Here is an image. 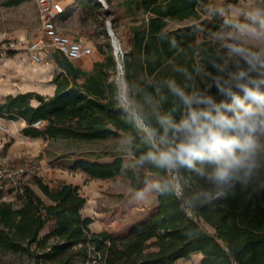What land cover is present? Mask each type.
Returning <instances> with one entry per match:
<instances>
[{
  "label": "trees",
  "instance_id": "1",
  "mask_svg": "<svg viewBox=\"0 0 264 264\" xmlns=\"http://www.w3.org/2000/svg\"><path fill=\"white\" fill-rule=\"evenodd\" d=\"M124 5L133 20L130 44L120 61L130 79L138 74H155L157 79L172 75L163 63L172 53L158 34L175 30L187 40L191 33L185 25L194 19L209 23L197 10V0H125ZM188 18L192 21L184 22ZM104 37L108 39L105 32ZM97 49L103 58L94 60L89 70L53 52L58 67L53 93L7 94L0 113L23 120V133L30 136L93 140L125 135L112 103L110 80L116 62L110 42ZM36 120L44 121L42 127L32 125ZM118 156L106 163L78 159L72 168L97 178L121 175L134 189L152 174L147 168L123 172ZM32 178L47 201L27 184L16 204L6 201L0 183V249L26 255L29 264H175L194 252L202 254L198 264H264V191L245 199L237 186L235 197L222 201L223 206L199 209L191 218L173 197L164 196L156 199V210L125 235L111 237L90 229L91 218L80 212L85 198L75 185L60 182L52 187L39 176Z\"/></svg>",
  "mask_w": 264,
  "mask_h": 264
},
{
  "label": "clouds",
  "instance_id": "2",
  "mask_svg": "<svg viewBox=\"0 0 264 264\" xmlns=\"http://www.w3.org/2000/svg\"><path fill=\"white\" fill-rule=\"evenodd\" d=\"M197 7L209 23L185 25L190 39L158 34L172 53L163 62L172 75L130 79L122 64L110 80L125 126L117 137L122 171H152L130 193L134 202L171 196L189 218L223 206L237 186L245 199L264 191V0H197Z\"/></svg>",
  "mask_w": 264,
  "mask_h": 264
},
{
  "label": "rangeland",
  "instance_id": "3",
  "mask_svg": "<svg viewBox=\"0 0 264 264\" xmlns=\"http://www.w3.org/2000/svg\"><path fill=\"white\" fill-rule=\"evenodd\" d=\"M67 5V18L63 22V31L76 40L93 47V53L72 61L80 67L93 65L97 54L100 59L103 54L97 49L98 45H104L106 40L110 42L112 53L114 47L107 33V24L112 28L116 43L122 52L128 49L130 44L129 26L133 15L125 10L123 0H104L105 7L96 0H65ZM199 8V7H198ZM201 12V9L199 8ZM139 17L142 14H138ZM39 27V18L33 0H0V39L18 38L27 30L34 35ZM104 32L108 39L104 37ZM50 57L35 64L23 54V48L10 51L8 55L0 58V82H10L12 92H31L48 95V88L57 65L52 58L53 52H58L53 46H48ZM24 57V59H23ZM19 58L21 60H19ZM120 62L121 56L118 55ZM22 62L23 67L15 69L13 64ZM117 66V62L115 67ZM15 82V83H13ZM16 82L22 83L17 87ZM0 83V102L7 89ZM24 88V89H22ZM26 88V89H25ZM35 103V99H31ZM0 118L8 126V132H0V167L13 166L28 160L38 162L40 169L36 173L50 186H56L60 182L75 185L85 198L80 209L83 216L91 218L89 227L92 231H106L111 237L125 235L136 223L144 220L157 207L155 198L143 203L134 202L133 196L136 189L132 188L129 180L121 175L109 178H97L87 175L82 170L73 169L74 161L84 159L91 162H111L117 151L118 139L123 136L121 132L117 136H108L103 139L75 140L71 138H45L41 135L30 136L23 133V127H15L19 119L11 118L5 113H0ZM42 127V126H39ZM131 158L125 156L123 163L127 165ZM142 170H146L142 169ZM152 174L148 173L147 178ZM33 174L22 175L15 183H7L1 179L3 188L2 199L16 204L19 200L24 185H30L42 198L47 201L38 187L33 183ZM141 185L140 187H142ZM208 230L211 228L206 226ZM48 225L40 230L43 234ZM202 254L194 252L185 258L175 261V264H198ZM26 255L12 254L0 249V264H29Z\"/></svg>",
  "mask_w": 264,
  "mask_h": 264
},
{
  "label": "built area",
  "instance_id": "4",
  "mask_svg": "<svg viewBox=\"0 0 264 264\" xmlns=\"http://www.w3.org/2000/svg\"><path fill=\"white\" fill-rule=\"evenodd\" d=\"M33 1L39 18V27L36 33L32 36L27 30H24L23 34L18 38L0 39V58L20 47L26 52L29 60L35 64L50 57L47 51L48 46H53L70 60L79 59L93 53L91 45L84 43L82 40H76L71 35L64 33L63 22L67 18L65 0ZM96 1L105 7L102 0ZM114 55L116 62L118 61L117 55H120L122 58L123 52L120 47L117 50L114 49ZM43 122L42 120H36L32 125L39 127L43 125ZM8 131V126L0 118V132L7 133ZM39 169L38 162L33 159L10 167L1 166L0 181L3 179L7 183L13 184L22 175H36Z\"/></svg>",
  "mask_w": 264,
  "mask_h": 264
},
{
  "label": "crops",
  "instance_id": "5",
  "mask_svg": "<svg viewBox=\"0 0 264 264\" xmlns=\"http://www.w3.org/2000/svg\"><path fill=\"white\" fill-rule=\"evenodd\" d=\"M124 2H125V0H123ZM125 6V5H124ZM196 8H197V10L199 11V8L197 7V5H196ZM125 10H126V8H125ZM130 14V13H129ZM192 21V18H188V19H185L184 20V22H186V23H189V22H191ZM132 23V22H131ZM23 54H25L26 56H27V58H28V55L26 54V52L23 50V52H22ZM23 59H24V57H23ZM97 59H100L99 58V56L96 54L95 55V58H94V60H97ZM19 60H21L20 58H19ZM93 60V61H94ZM30 61V60H29ZM31 62V61H30ZM24 65L22 64V62L20 61V62H18V63H15V64H13V67L17 70V69H20L21 67H23ZM2 67V64H0V68ZM20 67V68H19ZM91 67H92V65L90 66H86V67H83V69H86V70H89V69H91ZM0 83H2V82H0ZM13 83H15V82H13ZM4 86H6V87H4V89H7L6 90V92H5V94H4V96L5 95H7V94H15L14 92H12V90H10L11 89V86L13 87V84L12 83H10V82H8V81H6V82H3L2 83ZM12 84V85H11ZM16 84L18 85L17 87H20V86H22V83H19V82H16ZM11 85V86H10ZM0 89H1V87H0ZM22 89H24V88H22ZM26 89V88H25ZM49 90H48V95H50V94H52L53 93V90H54V83L52 82V83H50V88H48ZM17 93V92H16ZM4 96H3V98H4ZM23 125H25V122L23 121V120H21V119H19V121H18V123H16L15 124V127H19V128H21V127H23ZM38 193V192H37ZM41 195V194H40Z\"/></svg>",
  "mask_w": 264,
  "mask_h": 264
},
{
  "label": "water",
  "instance_id": "6",
  "mask_svg": "<svg viewBox=\"0 0 264 264\" xmlns=\"http://www.w3.org/2000/svg\"><path fill=\"white\" fill-rule=\"evenodd\" d=\"M107 33H108V35L110 36V38H111V40H112V44H113V47H114V49L115 50H117L118 48H119V46H116V36H115V34H114V32H113V30H112V28L110 27V25L109 24H107ZM117 64H118V66H120L122 63H121V61L119 62V61H117Z\"/></svg>",
  "mask_w": 264,
  "mask_h": 264
},
{
  "label": "bare ground",
  "instance_id": "7",
  "mask_svg": "<svg viewBox=\"0 0 264 264\" xmlns=\"http://www.w3.org/2000/svg\"><path fill=\"white\" fill-rule=\"evenodd\" d=\"M103 2H104V0H102ZM116 46H118V44L116 43ZM118 56V55H117ZM118 61H119V59H118Z\"/></svg>",
  "mask_w": 264,
  "mask_h": 264
}]
</instances>
